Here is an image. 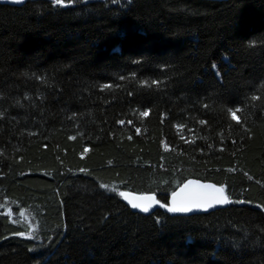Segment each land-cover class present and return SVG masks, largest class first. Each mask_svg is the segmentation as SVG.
Listing matches in <instances>:
<instances>
[{
  "label": "trees",
  "instance_id": "16d2710c",
  "mask_svg": "<svg viewBox=\"0 0 264 264\" xmlns=\"http://www.w3.org/2000/svg\"><path fill=\"white\" fill-rule=\"evenodd\" d=\"M0 93V264H264V0L0 3Z\"/></svg>",
  "mask_w": 264,
  "mask_h": 264
},
{
  "label": "snow or ice",
  "instance_id": "6c2138e0",
  "mask_svg": "<svg viewBox=\"0 0 264 264\" xmlns=\"http://www.w3.org/2000/svg\"><path fill=\"white\" fill-rule=\"evenodd\" d=\"M76 2V0H51L52 5L56 6H66V5H72ZM115 2V0H113ZM250 44H255V41H251ZM213 67H216L215 64H213ZM131 75L135 76V73H132ZM120 79H124V77H120ZM141 84H147V80H141ZM154 84H159V81H152ZM111 85H103L101 84L100 87H108ZM2 95V93H0ZM253 99H257L258 97L253 96ZM207 107V105H205ZM240 109L237 108V111ZM229 112L233 114V117L235 119H239V117H236L235 111L233 109L229 108ZM0 115H3V113H0ZM142 116H147L148 111L141 112ZM122 123V121H121ZM201 123H205L204 121H201ZM181 127V126H178ZM83 171V169H82ZM189 185H196L199 189V193L183 202H178L177 191L171 192L170 202H163L162 199L158 198V193L153 192L151 190L148 191H142V192H132L130 190H124L119 191L118 195L119 197H122L124 201L127 202L128 205H130L134 209H139L143 212H148L149 209H151L154 205H159L162 208L166 209L168 212L171 213H177V212H189L192 209H207L213 205H223L230 202V197L225 192V185L220 184L217 186L213 183H201L197 180L188 179L184 182L183 187L180 188V191L183 192L186 188H188ZM102 187L107 188V185H102ZM165 199H167V193H164ZM261 208H264V205L260 206ZM107 215V214H105ZM156 220L159 222L161 220V217H156ZM261 232H264V229H261ZM32 230L29 229L28 231L24 232H17L16 235L18 236H31ZM0 239H3V237H0Z\"/></svg>",
  "mask_w": 264,
  "mask_h": 264
},
{
  "label": "water",
  "instance_id": "95a60500",
  "mask_svg": "<svg viewBox=\"0 0 264 264\" xmlns=\"http://www.w3.org/2000/svg\"><path fill=\"white\" fill-rule=\"evenodd\" d=\"M217 1H223V0H217ZM25 2H26V0H0V3H5V4L13 5V6H20V5L24 4ZM188 179L197 180V181H200L201 183H213V184H216V183H214L212 181L201 180V179L193 178V177L188 178ZM188 179H186V180H188ZM184 182L182 184H180L174 190V191L178 192V196H177L178 202L187 201V200L195 197L199 193V189L197 188L196 185H189L188 188H186L183 192H181L180 188L183 187ZM216 185L219 186L218 184H216ZM170 197H171V193L168 196L167 202H170ZM124 202L133 212H137V213H140V214H153L158 208H161L165 212H167L168 214L177 215V216H188V215H193V214L207 213V212L213 211L215 209L221 208V207L225 206L226 204L230 203L229 202V203H226V204H223V205H213V206H211V207H209L207 209H192L191 211L186 212V213L185 212L171 213V212H168L166 209L162 208L159 205H154L151 209H149L148 212H143V211H141L139 209L132 208L130 205L127 204L126 201H124Z\"/></svg>",
  "mask_w": 264,
  "mask_h": 264
}]
</instances>
